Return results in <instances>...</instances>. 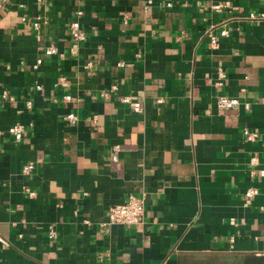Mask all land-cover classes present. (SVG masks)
Masks as SVG:
<instances>
[{
  "label": "crops",
  "instance_id": "0c3cea01",
  "mask_svg": "<svg viewBox=\"0 0 264 264\" xmlns=\"http://www.w3.org/2000/svg\"><path fill=\"white\" fill-rule=\"evenodd\" d=\"M263 7L264 0H2L0 128L18 121L24 132L18 140L0 135V234L9 242H0V264H181L199 254H264L257 173L264 20L243 17ZM77 9L86 38L71 50ZM223 27L228 34L220 35ZM52 44L57 52L45 53ZM217 65L226 70L220 85ZM60 76L66 84L56 83ZM220 94L240 103L218 109ZM244 126L260 136L246 140ZM30 159L27 176L21 166ZM249 186L259 191L247 200ZM131 195L144 202L141 220L101 227L108 208Z\"/></svg>",
  "mask_w": 264,
  "mask_h": 264
},
{
  "label": "built area",
  "instance_id": "2783aa9c",
  "mask_svg": "<svg viewBox=\"0 0 264 264\" xmlns=\"http://www.w3.org/2000/svg\"><path fill=\"white\" fill-rule=\"evenodd\" d=\"M152 0H147V2H151ZM167 5H171V3L168 1ZM222 2H216L213 4V8L215 10H220L222 7ZM82 13V9L76 10V16L74 19L71 20L69 24V33L72 38L71 43V50H73L79 42L84 40L86 38V31L81 26L79 15ZM244 18L249 20H264V7L260 8L258 10L252 9L247 11L244 15ZM33 25L35 28H38L40 26V20L39 16L36 17L35 21L33 22ZM228 34V29L223 27L220 29V35H226ZM210 42L213 46H218L219 41L217 37L214 34H210ZM57 52V47L55 45H49L45 48V53L52 54ZM87 64H91V61H88ZM34 67H37L36 64L33 65ZM226 78V70L221 65H217L216 67V82L217 84H222L225 81ZM66 78L64 76H60L56 83L66 84ZM39 87V86H38ZM118 86L116 83H111L110 88L116 89ZM72 99V96L70 93L66 92L63 94V100L70 101ZM120 100L128 103L131 108L134 111H139L141 109V102L139 100L133 99L130 94H122L120 96ZM157 101H162V97H157ZM29 104L30 101H27ZM240 103L238 96L236 95H228V94H220L216 99V107L218 109H222L225 107H235ZM243 106L245 108L250 107V102H243ZM65 118L68 122H74L75 121V113L73 111H68L65 114ZM6 131L9 133L13 138L16 140L20 139L24 132V125L22 122H13L10 125L6 127L5 130L0 128V135L3 134V132ZM242 133L246 140L253 141L257 139L260 136V131L257 129H252L249 127L244 126L242 128ZM115 150L117 148V145L114 146ZM113 156H116V153L114 152ZM250 162L251 164H257L258 163V156L257 154H253L250 156ZM35 167V163L33 160H27L25 161L21 166V171L24 175L29 176L33 169ZM257 173L259 175H264V168L258 167ZM24 190L30 195L33 196L36 192L33 188H31L28 184L24 185ZM259 189L256 186H249L245 189L244 194L246 196V199L248 200L251 196L257 194ZM144 212V202L141 198L131 195L129 196L124 202L117 203L111 205L107 212L106 217L103 220H100L99 224L101 227H105L107 224L111 222H121V223H136L141 220ZM87 220V219H86ZM48 236L49 237H55L57 235L56 227L53 224H50L48 226ZM0 242H2L5 245H8L9 242L6 238H4L0 234Z\"/></svg>",
  "mask_w": 264,
  "mask_h": 264
},
{
  "label": "rangeland",
  "instance_id": "374dc122",
  "mask_svg": "<svg viewBox=\"0 0 264 264\" xmlns=\"http://www.w3.org/2000/svg\"><path fill=\"white\" fill-rule=\"evenodd\" d=\"M181 264H240V259L231 252L199 254L184 259Z\"/></svg>",
  "mask_w": 264,
  "mask_h": 264
},
{
  "label": "trees",
  "instance_id": "16d2710c",
  "mask_svg": "<svg viewBox=\"0 0 264 264\" xmlns=\"http://www.w3.org/2000/svg\"><path fill=\"white\" fill-rule=\"evenodd\" d=\"M235 255L240 259V264H264L263 253L257 254L255 252H242L235 253Z\"/></svg>",
  "mask_w": 264,
  "mask_h": 264
},
{
  "label": "water",
  "instance_id": "95a60500",
  "mask_svg": "<svg viewBox=\"0 0 264 264\" xmlns=\"http://www.w3.org/2000/svg\"><path fill=\"white\" fill-rule=\"evenodd\" d=\"M2 0H0V2H1Z\"/></svg>",
  "mask_w": 264,
  "mask_h": 264
}]
</instances>
